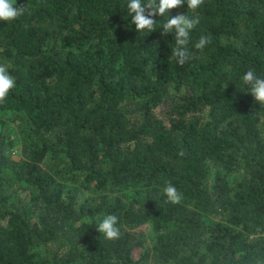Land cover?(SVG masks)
Here are the masks:
<instances>
[{
    "label": "trees",
    "instance_id": "16d2710c",
    "mask_svg": "<svg viewBox=\"0 0 264 264\" xmlns=\"http://www.w3.org/2000/svg\"><path fill=\"white\" fill-rule=\"evenodd\" d=\"M14 2L27 10L0 20L15 79L0 102V264H264V104L241 79L264 77V0H185L152 32L130 0ZM178 13L199 17L183 65L162 35ZM106 214L117 239L97 231Z\"/></svg>",
    "mask_w": 264,
    "mask_h": 264
},
{
    "label": "clouds",
    "instance_id": "9594fccd",
    "mask_svg": "<svg viewBox=\"0 0 264 264\" xmlns=\"http://www.w3.org/2000/svg\"><path fill=\"white\" fill-rule=\"evenodd\" d=\"M203 0H186L188 9H197ZM185 0H148L142 3V0H130L128 3L129 13L131 14V23L136 26V31L141 32L145 29L155 31L156 21L153 19L157 14L164 16L170 9L182 7ZM14 0H0V20L13 21L23 15L27 10L26 6H15ZM134 14V15H133ZM199 23V17L189 18L188 15L178 13L176 16L167 19L163 24L162 35L174 33L175 47L171 50V55L177 59V62L183 65L189 58L187 45L189 43V34ZM211 42L210 35H202L194 47L198 50ZM242 82L250 86V92L255 101L264 104V77L257 76L249 69L242 77ZM15 87V79L12 77L5 66H0V102H3L9 91ZM183 155V152L179 153ZM167 200L173 204H178L182 200V193L171 182H166L163 189ZM118 217L115 214H106L97 224V231L104 235L108 240L117 239L120 236Z\"/></svg>",
    "mask_w": 264,
    "mask_h": 264
}]
</instances>
